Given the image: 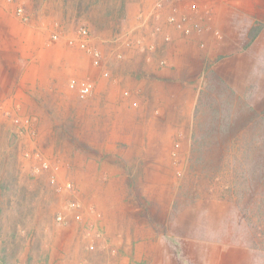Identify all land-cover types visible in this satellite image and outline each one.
<instances>
[{"label": "rangeland", "instance_id": "rangeland-1", "mask_svg": "<svg viewBox=\"0 0 264 264\" xmlns=\"http://www.w3.org/2000/svg\"><path fill=\"white\" fill-rule=\"evenodd\" d=\"M103 5L0 0V257L83 264L109 202L171 264H264V0Z\"/></svg>", "mask_w": 264, "mask_h": 264}, {"label": "crops", "instance_id": "crops-1", "mask_svg": "<svg viewBox=\"0 0 264 264\" xmlns=\"http://www.w3.org/2000/svg\"><path fill=\"white\" fill-rule=\"evenodd\" d=\"M111 17L114 19L111 20ZM116 18V16L112 15L108 18L111 30L118 27L117 24L120 21H118ZM209 21L213 23L212 20H207V22ZM220 27L227 36L231 37L237 31V28L232 26L230 19H224ZM117 36L118 35L113 34L114 39ZM224 45H226L225 42ZM196 55L200 56L198 54ZM132 62L133 55L127 53L124 57V63ZM111 155L114 157H119L121 156V153L119 151H115ZM103 157L104 155L100 153L97 156L99 159L98 161H100ZM95 164L97 167L100 165V163L97 161H95ZM100 172V174L103 175L102 171ZM114 176H116V174L114 175V173H111L110 178H104L105 180L108 179L109 181L110 191H115L116 189L115 184L117 178H113ZM108 203L106 204L107 206L105 210H103V226L109 238H105L100 241L97 245L96 253L88 254L82 261L83 264H171L170 260H163L166 258V256L144 253V250H142L143 243L135 241L132 237V223L130 219H128V216L125 213H118L115 209L109 208ZM168 258L170 259V257Z\"/></svg>", "mask_w": 264, "mask_h": 264}, {"label": "built area", "instance_id": "built-area-1", "mask_svg": "<svg viewBox=\"0 0 264 264\" xmlns=\"http://www.w3.org/2000/svg\"><path fill=\"white\" fill-rule=\"evenodd\" d=\"M79 36L82 37V39L80 40V46L82 48H86L88 50V52H90L92 54L93 57V61L95 65H99V52L96 51L95 49H91V48H87V41L86 38H88V31L86 29H81L79 31ZM74 42H71V44H73ZM106 75H108V73H106ZM71 86L74 88H77L78 91L83 95V96H88L91 94V90H92V86L89 82L86 81H79V80H72L71 81ZM60 221L62 220V217L58 218Z\"/></svg>", "mask_w": 264, "mask_h": 264}, {"label": "trees", "instance_id": "trees-1", "mask_svg": "<svg viewBox=\"0 0 264 264\" xmlns=\"http://www.w3.org/2000/svg\"><path fill=\"white\" fill-rule=\"evenodd\" d=\"M69 1L73 2V8L76 11V13L78 14V13H80V10H85L86 12H88L92 7H94L97 4H100V2H102L105 5L110 0H69ZM112 14H113V11L111 9L108 11V16H111ZM254 38L255 37L253 35H250L251 41ZM5 188H6V186L2 182V184H0V190H4ZM0 205H1V203H0ZM0 213H1V207H0ZM0 231H1V227H0ZM0 264H7V262L5 261L4 258L0 257Z\"/></svg>", "mask_w": 264, "mask_h": 264}]
</instances>
